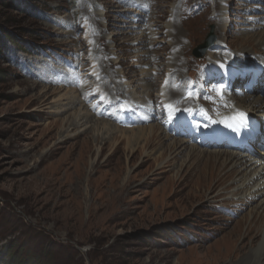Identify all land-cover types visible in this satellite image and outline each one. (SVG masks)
Returning <instances> with one entry per match:
<instances>
[{"label": "rangeland", "instance_id": "obj_1", "mask_svg": "<svg viewBox=\"0 0 264 264\" xmlns=\"http://www.w3.org/2000/svg\"><path fill=\"white\" fill-rule=\"evenodd\" d=\"M97 3L103 7L99 16ZM150 3L146 23L149 19L147 26L159 27L160 33L142 31L144 39L153 36L144 47L138 45L143 39L140 25L129 34L119 25V13L135 10L121 8L116 0H0V264H237L242 258L236 252L242 242L238 232L247 227L256 203L244 208L223 194L213 201L223 185L195 193L188 182L193 165L186 161L180 169L185 153L168 168L165 159L154 161L158 149L145 148L144 137L132 146L130 135L119 131L159 127L148 124L149 102L139 105L131 97L143 90L144 76L155 73L150 76L153 99L165 96L160 91L166 84L159 88L165 69L172 81L186 73L199 77L202 65L209 63L198 64L194 53L210 36L219 38L231 54H240L237 58L256 59L258 53L240 40L262 37L264 24L249 31L239 28L243 0ZM175 6L178 10L168 21ZM131 18L121 23L130 24ZM221 25L225 27L219 32ZM99 38L98 48L105 54L101 61L102 51L86 47L98 44ZM210 49L214 59L225 56ZM59 69L79 75L82 85L69 88L54 81ZM90 70L99 73L97 82ZM94 83L96 89L101 86L98 91L109 93L107 98L101 95L98 108L104 106L106 115H91L73 99L82 90L91 91ZM70 100L77 103L59 113L57 108ZM86 113L91 121L85 127L69 128L75 114L80 119ZM126 115L142 121L129 127L133 123ZM225 209L235 217L224 214Z\"/></svg>", "mask_w": 264, "mask_h": 264}, {"label": "bare ground", "instance_id": "obj_2", "mask_svg": "<svg viewBox=\"0 0 264 264\" xmlns=\"http://www.w3.org/2000/svg\"><path fill=\"white\" fill-rule=\"evenodd\" d=\"M224 27V25L219 26L218 31L221 32L224 30ZM219 41L220 40L218 38L216 45L219 44ZM240 44L242 46L246 45V48L250 47L254 53H258V56L264 55V35L258 39H255L253 36H247L240 40ZM213 48L215 49L217 46H214ZM248 51L249 50L247 49L244 52ZM212 54L213 53H211L210 49L207 52V58L211 60L214 59ZM145 74L147 73L145 72ZM149 78L150 76L143 77V79L146 80L140 83L143 88L141 93H131L133 94L131 96L133 102L138 103L139 105L141 103L142 105L143 102H150V100H152L150 91L153 86L152 79ZM165 88L166 89L162 88L160 93L161 95H169L173 104L182 105L185 102L182 98V92L180 90L170 88L168 86ZM117 90L119 92L120 89ZM73 99H76V101L81 104L79 97ZM235 99L236 101L238 100L237 105L240 108L243 107L244 110L246 109L249 111L250 115L255 114L254 116L257 117L264 115V100L261 97H241L237 95ZM76 101H68L67 105H61L57 108V111L59 113L60 111H65L68 107L77 103ZM80 112L81 111H79V113ZM74 116V120L71 124H69V128L77 129L79 127H85L87 123L91 121V118L88 117L87 113L80 119L79 115L76 116L75 114ZM95 121L96 122L94 124L97 126L98 120ZM112 128H114L113 130L116 129L113 125ZM145 128L147 129L142 130V127L139 129L137 128L134 130L119 132L124 135H130L128 144L131 143L132 146L137 145L139 139L144 137L145 148L151 151L158 149L157 151L159 153L158 156L155 157L154 161H159V159L163 158L166 161L164 164L167 165L168 168H171L172 165L178 161L177 159L179 156L185 153L180 169L186 161H188V163L191 162V166L193 165L192 175L190 176L191 181L188 180V182L193 184L195 193H208L216 185H223V188L217 192L216 196L211 197L213 201H216V197H220V195L223 194L226 196V200L234 199V205L244 206V208L249 206L251 203H256V205L249 210V215H247V219L245 221V223H247V227H245V229L241 228L240 232H238L239 239H241L242 242L236 252L240 254L242 258L237 262V264H264V157L259 156L263 154L259 153L258 156L252 158L249 155H240L239 153L226 150L198 151L195 145H190L183 139L170 137L159 127L149 126ZM168 140L169 143L164 145V142ZM90 146L91 144L87 145L88 152H90ZM183 181H180L181 185L183 184ZM185 182V184L188 183L187 180H185ZM230 189L233 191L227 192ZM208 202L212 201L208 200ZM258 239L259 243L254 245L255 241ZM232 250H234V248H232Z\"/></svg>", "mask_w": 264, "mask_h": 264}, {"label": "water", "instance_id": "obj_3", "mask_svg": "<svg viewBox=\"0 0 264 264\" xmlns=\"http://www.w3.org/2000/svg\"><path fill=\"white\" fill-rule=\"evenodd\" d=\"M211 45V37H209L203 45L199 47L200 50H204Z\"/></svg>", "mask_w": 264, "mask_h": 264}]
</instances>
